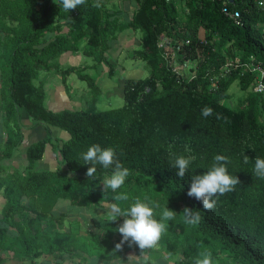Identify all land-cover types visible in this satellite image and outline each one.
<instances>
[{
    "label": "trees",
    "instance_id": "trees-1",
    "mask_svg": "<svg viewBox=\"0 0 264 264\" xmlns=\"http://www.w3.org/2000/svg\"><path fill=\"white\" fill-rule=\"evenodd\" d=\"M94 2L86 0L64 11L60 0H0V112L5 125L0 147V194L5 200L0 206V264H136L133 259L194 264L205 250L211 251L213 264H264V179L253 174L255 157L264 158V93L252 88L255 72L231 70L216 86L209 79L230 59L244 61L253 55L264 63L259 27L264 25V8L257 0H234L232 7L240 14L235 23L221 12L222 0H135L131 18L121 23L109 19L102 3L93 7ZM67 18L76 29L55 33ZM124 28L142 32L132 56L143 59L148 72L125 78L124 103L104 110H48L44 87L34 82L39 71L59 73L63 82L77 70L80 78L89 76L81 67L56 64L61 52L80 48L114 76L116 66L108 53ZM82 38L86 47L78 44ZM165 38L173 48L182 45L177 58L192 64L191 79L167 65L159 45ZM235 79L241 88L251 87L237 107L224 102ZM89 85L97 88L93 78ZM206 105L214 112L204 118ZM216 114L225 119L218 120ZM24 115L33 126L42 124L46 137L27 146L24 166L7 168L4 160L22 142ZM51 127L66 136L58 138ZM48 144L54 165L38 167ZM93 144L113 147L130 170L116 192L102 186L111 168L96 165L94 177L86 176L91 165L84 164L82 153ZM179 155L196 156L183 179L172 167ZM215 155L228 157L229 174L240 183L234 191L213 197L216 205L206 211L187 192L192 176L205 173ZM119 193L129 200L115 201ZM136 197L153 207L158 221L166 207L175 217L164 221L167 229L156 248L141 250L125 241L117 250L123 239L117 229L124 218L111 221L110 206L127 209ZM185 207L200 213L198 225L185 222ZM162 252L172 261L162 258Z\"/></svg>",
    "mask_w": 264,
    "mask_h": 264
},
{
    "label": "clouds",
    "instance_id": "clouds-1",
    "mask_svg": "<svg viewBox=\"0 0 264 264\" xmlns=\"http://www.w3.org/2000/svg\"><path fill=\"white\" fill-rule=\"evenodd\" d=\"M64 11H71L78 6L86 3V0H60ZM95 8H100L102 5L100 0H95L92 5ZM264 7V0H261V5ZM214 110L209 106H204L201 110V116L207 118L213 115ZM218 120L225 119L220 114H216ZM172 145H169L170 155ZM186 152H191L188 146H185ZM84 164H90L87 168L86 176L94 177L97 171L96 165H101L104 169L111 168L112 171L106 175L103 180V190L111 189L116 192L117 189L124 185L126 178L130 174V170L124 167L117 158L116 151L113 147L102 148L99 144H93L87 148V151L82 153ZM195 155L175 156L172 167L178 169L176 175L183 179L188 171L191 162L195 161ZM248 156H244V163H248ZM228 157L223 155H215L214 160L208 170L200 175H193L191 178L190 188L187 192L189 197H194L202 203V207L206 211H211L216 205V200L213 197L223 196L226 193L235 190L236 185L240 183L238 177L229 174L227 163ZM253 174L264 179V158L255 157V165ZM115 201H128L129 197L126 193H119L113 197ZM147 200V197L144 198ZM154 207L159 208V204L155 203ZM109 215L111 221L117 217H123V223L118 227V232L122 235L121 243L116 245L119 250L125 241H130L138 245L143 250L145 248L155 247L160 240L162 234L166 231L167 225L164 221H172L175 217V212L167 207L162 211L161 219L158 221L154 218L153 207L149 203L143 202L139 197H136L134 202L127 209H122L118 204L110 206ZM183 218L189 225H198L201 221V215L198 211L193 212L192 209L185 207L183 210ZM194 264H213L212 253L205 250L199 253L195 258Z\"/></svg>",
    "mask_w": 264,
    "mask_h": 264
},
{
    "label": "crops",
    "instance_id": "crops-1",
    "mask_svg": "<svg viewBox=\"0 0 264 264\" xmlns=\"http://www.w3.org/2000/svg\"><path fill=\"white\" fill-rule=\"evenodd\" d=\"M120 6L115 9L109 10V14L112 17L119 18L121 20V23L128 21L135 8H136V2L135 0H119ZM68 19L64 20L61 25L57 28V32H60L61 34H65L68 30H74L76 29V25H69ZM110 19V17H109ZM126 31V28H124ZM133 32L127 31L124 36L118 40V35L119 32H117V38L115 40H112L111 42V48L109 50V53L111 55V58L117 59L118 54L122 52L121 50H127V47L131 44V42L137 43V38H133L134 35L131 34ZM131 35V36H129ZM64 37V36H62ZM76 39V38H75ZM74 39V40H75ZM77 42V41H76ZM74 43V42H73ZM72 44V43H71ZM80 47H86V39L82 38L80 40V43H78ZM115 48H114V47ZM80 49V48H79ZM78 49L75 50H66L61 52L59 56L56 59V64L60 68H67V67H75L73 65H69V60L71 58H77L78 56ZM84 54V53H83ZM86 57L88 55L84 54ZM90 57V56H89ZM83 59H81L82 61ZM85 61V60H84ZM67 63V64H65ZM86 66L90 65H85L82 66L81 68H86ZM138 69V68H136ZM107 68L106 66H102V69H99L101 73L98 75H101V78L103 80V86L104 89H108L107 92H119L122 94V89L124 86V80L126 77H131V76H137L140 75L138 74L135 70L134 71H126L125 72V67L120 65L118 67V78L117 80L114 79L115 75L112 77H109V74L106 72ZM139 70V69H138ZM123 72L120 74V72ZM73 73V72H71ZM71 73L67 74L70 75ZM85 75H88L84 73ZM104 74V75H103ZM60 77H59V76ZM66 76L65 82H63L62 75L59 73L51 72V71H45L43 70V73L38 75V83L42 84L46 93L45 96V106L48 110L52 112H59L61 110H77L81 108H86L87 102L84 104L83 99L81 95L77 94L76 95H71L69 91V84H68V78ZM69 77V76H68ZM123 96V95H122ZM21 123H22V142L21 144L17 147V149L14 150L13 155L4 160V164L7 166V168L12 167V166H24L26 164V153L25 150L28 145H30L33 142H36L37 140L41 138L46 137V132L42 124H36L33 126V120H31L29 117L26 115L21 116ZM52 134L57 136L58 138L65 137L66 133L62 131L61 129L57 127H51ZM5 138V125L3 122V118L0 112V147ZM51 147L48 144L45 152L44 159L38 163V167H52L54 165V156L52 152L50 151ZM3 264H16L14 262H7ZM25 264V263H23ZM90 264V263H89Z\"/></svg>",
    "mask_w": 264,
    "mask_h": 264
},
{
    "label": "rangeland",
    "instance_id": "rangeland-1",
    "mask_svg": "<svg viewBox=\"0 0 264 264\" xmlns=\"http://www.w3.org/2000/svg\"><path fill=\"white\" fill-rule=\"evenodd\" d=\"M100 3H102L109 10H111V9L117 10V8L120 6L119 0H100ZM109 10H108V12H109ZM109 17H110V19L115 18L112 16H109ZM127 31L133 32V33H131L134 35L133 38H137V39L142 34V32L139 29L133 30L131 28H127L126 31L124 29H121V31L119 32V35H118L119 41ZM129 36H131V35H129ZM74 39L75 38H72V40H74ZM138 47H139L138 42L137 43H136V41L131 42V44L127 47V50H121L122 52H120L118 54L117 59H115V58L112 59L113 64L116 66V73H115L114 79L117 80V78H118V74H119L118 67L120 65L125 67V72L135 70L138 74H140L142 71V73H141L142 77L146 76L148 74L147 70L144 68L143 59H141L140 57L132 56V50L138 49ZM81 59H83V60L81 61ZM93 61L94 60L92 57H89V56L86 57L83 54L82 49H79L77 58L73 57L69 60V65H73L75 67L80 68V67L85 66V65H90V66L89 67L86 66V68H82L80 70L82 73H86L89 75L85 78L79 77L78 70L74 71L73 73L68 75L69 77L67 76V78H68L67 80H68V84H69L68 85L69 86L68 92L71 95H76V94H77V96H78V94L81 95L84 104L86 102H88L86 109L104 110V109H108V108L121 106L124 103V98H123L122 94L119 92H114L113 90H112V92L109 93V92H107L108 89H104L103 80L101 78V75H98L99 73H101V71H99V69H102V66L98 63H96V64L93 63ZM65 64H67V63H65ZM187 65L190 66L192 64L189 63V61H188V64H186V66ZM136 68H138L139 70ZM42 73H43V70L39 71V77ZM121 73H123V72L121 71L120 74ZM92 78H93V82L97 86V88L92 86V85H89V83L92 82ZM38 79L39 78L37 77L34 80L35 84H39ZM250 90H251V87H249L247 89L241 88L239 85L238 79H235L232 81V83L228 87V94L229 95L226 99H224V102L233 106V107H237L238 105H240V102H242V99L247 95V93ZM4 201H5L4 197L0 194V206L2 204H4ZM61 205H63V204H61ZM154 248H156V247H154ZM158 248L161 249L160 246ZM162 255L167 259L168 262L172 261V259H173L172 256H168V255L164 254V252H162L161 257H162ZM133 261L136 264H149V263L153 262L154 260L150 259L149 261H147V259H145V261H143V262L141 261L140 263H139L138 259H133ZM128 264H132V263L128 262Z\"/></svg>",
    "mask_w": 264,
    "mask_h": 264
},
{
    "label": "built area",
    "instance_id": "built-area-1",
    "mask_svg": "<svg viewBox=\"0 0 264 264\" xmlns=\"http://www.w3.org/2000/svg\"><path fill=\"white\" fill-rule=\"evenodd\" d=\"M165 1H169V0H165ZM233 1L234 0H222L221 12L225 16L234 20L235 23H239L240 14L236 9L232 7L234 5ZM257 3L260 6L261 0H257ZM259 27H260V30H261L260 32L264 40V25L259 26ZM200 41L205 42L203 36ZM188 43H189V40L188 39L185 40V44H188ZM159 45L164 49L163 56L167 62V65L171 66L173 71L178 76H185L189 79H191L194 76L195 70H192L191 67L188 65L186 66L189 60L187 59L178 60L177 58L176 52L181 50V47H182L181 44H177L175 48H173L169 42V39L165 38L159 41ZM234 69L247 70L252 73L255 72V76H254L255 78H254V83H253L252 88L255 92L264 93V63L262 62L261 59H257L253 55H249V58L244 61H241L239 59H236V60L230 59L226 61L221 66V69H220L221 71H219L217 74L209 78L210 82L213 83L214 86H216V83L218 81L217 79L230 73L231 70H234Z\"/></svg>",
    "mask_w": 264,
    "mask_h": 264
}]
</instances>
